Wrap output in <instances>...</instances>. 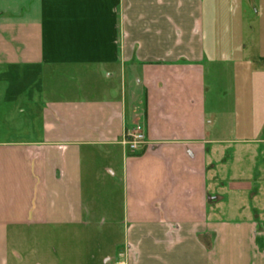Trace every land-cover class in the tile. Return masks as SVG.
<instances>
[{"label":"crops","instance_id":"0c3cea01","mask_svg":"<svg viewBox=\"0 0 264 264\" xmlns=\"http://www.w3.org/2000/svg\"><path fill=\"white\" fill-rule=\"evenodd\" d=\"M98 224L106 264H264V0H0V264Z\"/></svg>","mask_w":264,"mask_h":264},{"label":"rangeland","instance_id":"374dc122","mask_svg":"<svg viewBox=\"0 0 264 264\" xmlns=\"http://www.w3.org/2000/svg\"><path fill=\"white\" fill-rule=\"evenodd\" d=\"M33 237H39V241L36 238H33V246H36L35 250H40V243H45L47 245V251L53 253L54 250L57 251L58 255L60 254L61 249L65 250L67 253L72 254L68 259V262L75 264L74 259L83 255V245L86 243L89 247V256L94 258V264H106L105 259L108 256L115 254L113 249L120 248V245L123 243V228L117 226V230L111 231V235L108 236L106 232V227L101 225H96L94 229L89 232L85 231L87 234L86 237H90L89 243L83 241V231L81 229H52L49 233L44 232L45 238H42L40 232H33ZM43 234V233H42ZM43 239V240H42ZM43 242V243H42ZM42 252L38 251L37 258L42 260ZM111 253V254H110ZM110 254V255H107ZM118 255V253H117ZM73 257V258H72ZM47 258V255L43 257V260ZM60 264H65L60 262ZM109 264H114V261H109Z\"/></svg>","mask_w":264,"mask_h":264},{"label":"built area","instance_id":"2783aa9c","mask_svg":"<svg viewBox=\"0 0 264 264\" xmlns=\"http://www.w3.org/2000/svg\"><path fill=\"white\" fill-rule=\"evenodd\" d=\"M145 141V133L142 126H137L132 131L126 134L124 144L129 147L131 151H135L140 144Z\"/></svg>","mask_w":264,"mask_h":264}]
</instances>
